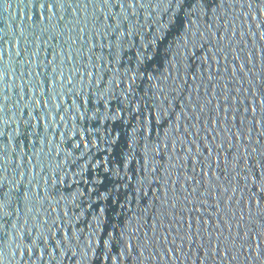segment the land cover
Masks as SVG:
<instances>
[{"label": "water", "instance_id": "obj_1", "mask_svg": "<svg viewBox=\"0 0 264 264\" xmlns=\"http://www.w3.org/2000/svg\"><path fill=\"white\" fill-rule=\"evenodd\" d=\"M0 264H264V0H0Z\"/></svg>", "mask_w": 264, "mask_h": 264}]
</instances>
